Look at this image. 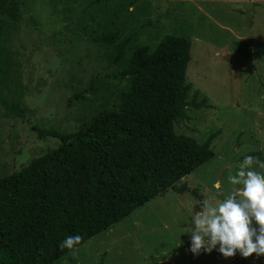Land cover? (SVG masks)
Returning <instances> with one entry per match:
<instances>
[{"label": "rangeland", "instance_id": "374dc122", "mask_svg": "<svg viewBox=\"0 0 264 264\" xmlns=\"http://www.w3.org/2000/svg\"><path fill=\"white\" fill-rule=\"evenodd\" d=\"M124 1L15 0V18L0 14V176L59 144L32 126L73 132L98 106L112 105L125 81L109 75L114 48L92 36L117 30L118 40L129 38L127 54L165 33L184 35L185 80L208 106L186 108L173 129L198 142L216 131L213 156L175 183L179 191L153 196L53 264H264L255 253L225 258L219 245L193 254L186 233L199 202L223 198L217 181L227 195L239 187L228 177L243 156H264V0ZM16 103L24 113L9 109ZM253 170L264 174L258 164Z\"/></svg>", "mask_w": 264, "mask_h": 264}, {"label": "trees", "instance_id": "16d2710c", "mask_svg": "<svg viewBox=\"0 0 264 264\" xmlns=\"http://www.w3.org/2000/svg\"><path fill=\"white\" fill-rule=\"evenodd\" d=\"M0 14L15 18V0H0ZM118 36L91 37L114 48L117 68L109 75L125 81L112 105L98 106L73 132L32 126L59 144L0 176V264H53L153 196L179 191L175 183L213 156L216 131L198 142L173 129L187 119L186 108L208 106L185 80L189 39L165 33L154 47L138 44L126 54L129 38ZM8 107L24 113L18 103ZM69 235L82 240L61 250Z\"/></svg>", "mask_w": 264, "mask_h": 264}, {"label": "clouds", "instance_id": "9594fccd", "mask_svg": "<svg viewBox=\"0 0 264 264\" xmlns=\"http://www.w3.org/2000/svg\"><path fill=\"white\" fill-rule=\"evenodd\" d=\"M254 164L264 169V162L246 155L235 175L228 177L231 185L239 187L224 195L217 181L213 188L223 198L215 203L208 199L199 202L201 209L193 212L186 231L190 234L189 251L193 254L201 250L210 253L219 245L217 250L225 258L237 251L244 258L253 253L264 255V174L253 170ZM81 240V235H69L60 242L59 248L72 249Z\"/></svg>", "mask_w": 264, "mask_h": 264}]
</instances>
